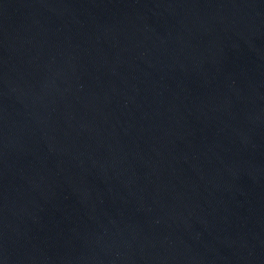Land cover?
Instances as JSON below:
<instances>
[{
    "label": "water",
    "instance_id": "95a60500",
    "mask_svg": "<svg viewBox=\"0 0 264 264\" xmlns=\"http://www.w3.org/2000/svg\"><path fill=\"white\" fill-rule=\"evenodd\" d=\"M0 264H264V0H0Z\"/></svg>",
    "mask_w": 264,
    "mask_h": 264
}]
</instances>
